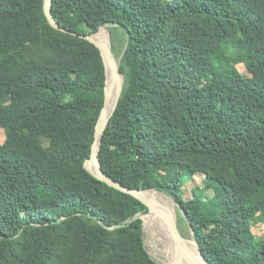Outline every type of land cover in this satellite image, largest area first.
Returning a JSON list of instances; mask_svg holds the SVG:
<instances>
[{
	"label": "trees",
	"instance_id": "1",
	"mask_svg": "<svg viewBox=\"0 0 264 264\" xmlns=\"http://www.w3.org/2000/svg\"><path fill=\"white\" fill-rule=\"evenodd\" d=\"M52 12L79 33L106 26L120 57L104 171L170 195L210 264H264L252 230L264 223V0H52ZM105 86L100 49L53 27L44 0H0V264H161L149 207L84 166Z\"/></svg>",
	"mask_w": 264,
	"mask_h": 264
},
{
	"label": "water",
	"instance_id": "2",
	"mask_svg": "<svg viewBox=\"0 0 264 264\" xmlns=\"http://www.w3.org/2000/svg\"><path fill=\"white\" fill-rule=\"evenodd\" d=\"M44 11L45 14L50 22V24L64 32L71 33L73 35L80 36L82 38H85L95 44L101 51L104 64H105V72H106V86H105V104L102 108L101 114L98 118V121L96 123L95 127V135H94V141L92 143V148H91V153L90 156L85 160L84 166L85 168L96 178H98L101 181L106 182L110 186H113L117 189H120L128 194H131L135 196L137 199L142 201L144 204H146L149 207V212L148 213H159L161 216L165 219L167 223V228L171 235L175 238L177 242V247H178V253H179V263L178 264H184V262L187 260L192 264H210L208 260L205 258V256L202 254L201 250L199 249L198 242L192 237V238H187L184 236V234L181 232L180 226H179V221H178V215H177V204L173 200V198L168 195L167 193L160 192L164 196L168 197L172 203L173 207L175 210L174 212H163L161 208H163V205L160 202L154 201L150 199L147 195L146 192L150 190H155L159 192L158 190L152 188V189H134L130 188L127 185L123 184L122 182L114 179L110 175H108L104 169L102 168L100 158H99V150L102 142V138L104 135V132L109 124V120L111 116L113 115L118 101L120 99V96L122 94L123 86H124V75L119 71V60L116 58V55L112 49V41H111V36L109 37L108 41H99L96 38V33H98L102 28H105L108 32L109 30L106 28V26H101L100 29L97 32L93 33H79L74 30L67 29L63 26H61L56 19L53 16L52 12V0H44ZM110 35V32H109ZM110 80V82H109ZM118 82V87H117V92H116V101L114 104V107L112 111L108 114L106 110V106L108 103V100L110 98V91L114 83ZM110 84V85H109ZM182 213H184L182 211ZM188 240H193L196 245L198 246L202 261L201 262H196L195 260L189 258L187 249L185 247L187 246V241Z\"/></svg>",
	"mask_w": 264,
	"mask_h": 264
},
{
	"label": "bare ground",
	"instance_id": "3",
	"mask_svg": "<svg viewBox=\"0 0 264 264\" xmlns=\"http://www.w3.org/2000/svg\"><path fill=\"white\" fill-rule=\"evenodd\" d=\"M109 37H110L109 32L105 28H102L98 33H96V38L99 41H108ZM109 82H110V80H109ZM114 90L117 92V90L114 88V84H113L111 91H110V98H109L107 106H106V110H107L108 114L112 111L114 104H115V101H116V92ZM146 195L150 199L157 201V202H160L163 205V208H161L163 210V212H171L172 211L170 206L167 204V202L163 198L166 196H164L162 193L157 192L155 190H150V191L146 192ZM166 198H168V197H166ZM146 222L148 223L149 226H151V228L157 234V236L159 238V242H160L162 249H163V254L165 255L164 257L166 259V262L168 264H178L179 263V253H178L177 242H176L175 238L169 232L165 219L161 216V214L154 212V213H149L147 215ZM195 247L197 248V252L192 251V249H194ZM159 249H161V248H159ZM185 249H187V253L189 255L188 256L189 258L195 260L196 262L202 261V258H199L196 256V255H199L201 257L198 246L196 245V243L193 240L187 241V246L185 247ZM155 250H157V249L155 248ZM159 253L160 252H158V254ZM184 264H192V263H190L189 261L186 260L184 262Z\"/></svg>",
	"mask_w": 264,
	"mask_h": 264
},
{
	"label": "rangeland",
	"instance_id": "4",
	"mask_svg": "<svg viewBox=\"0 0 264 264\" xmlns=\"http://www.w3.org/2000/svg\"><path fill=\"white\" fill-rule=\"evenodd\" d=\"M116 58L117 54L115 53ZM118 60L120 57L117 58ZM235 69H237L238 72H240L243 75H250L248 72L246 66L243 63L235 64ZM116 92V91H115ZM5 140V132L2 127H0V142H4ZM195 186H205V176L202 174H198L194 176L185 186V194L184 197L186 199H189L193 197V188ZM209 194H212V190H208ZM164 200L167 202V204L170 206L172 212L175 213L173 203L169 198L163 197ZM149 213L141 215V217L144 219V232H145V243L146 247L148 248V251L152 255L153 258H155L159 263L161 264H168L165 259V255L163 254V249L162 246L159 242V238L155 231L151 228V226L148 225L146 222V217ZM178 215V221H179V226L181 229V232L186 236L187 238H192V230L189 227L188 222L185 219L184 213H182L181 210L177 211ZM252 230L253 232L259 237V238H264V223L260 221L253 222L252 224ZM153 244V245H152ZM156 246V247H155ZM158 246V247H157ZM155 248L157 250H155ZM161 248V249H159ZM192 251L197 252V248L195 247L192 249ZM158 252H160L158 254ZM197 257L201 258L199 255H196Z\"/></svg>",
	"mask_w": 264,
	"mask_h": 264
}]
</instances>
